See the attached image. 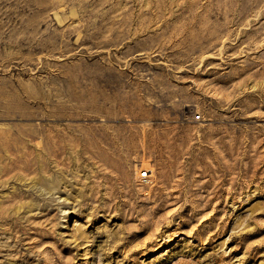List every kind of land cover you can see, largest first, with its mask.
I'll use <instances>...</instances> for the list:
<instances>
[{"label": "rangeland", "instance_id": "obj_1", "mask_svg": "<svg viewBox=\"0 0 264 264\" xmlns=\"http://www.w3.org/2000/svg\"><path fill=\"white\" fill-rule=\"evenodd\" d=\"M0 264H264V0H0Z\"/></svg>", "mask_w": 264, "mask_h": 264}, {"label": "built area", "instance_id": "obj_2", "mask_svg": "<svg viewBox=\"0 0 264 264\" xmlns=\"http://www.w3.org/2000/svg\"><path fill=\"white\" fill-rule=\"evenodd\" d=\"M193 118H194V120H199L201 118V115L200 114H194ZM147 177H148V175L146 173H144L143 175H141L140 178L144 181H147L148 180Z\"/></svg>", "mask_w": 264, "mask_h": 264}]
</instances>
